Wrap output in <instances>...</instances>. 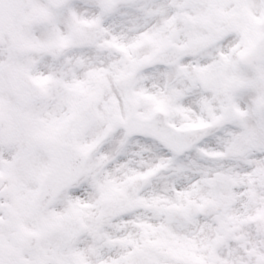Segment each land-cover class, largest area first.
<instances>
[{
    "label": "snow or ice",
    "instance_id": "1",
    "mask_svg": "<svg viewBox=\"0 0 264 264\" xmlns=\"http://www.w3.org/2000/svg\"><path fill=\"white\" fill-rule=\"evenodd\" d=\"M0 264H264V0H0Z\"/></svg>",
    "mask_w": 264,
    "mask_h": 264
}]
</instances>
